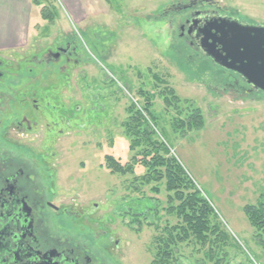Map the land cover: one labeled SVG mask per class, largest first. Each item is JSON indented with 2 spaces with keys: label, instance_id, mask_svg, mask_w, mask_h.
Listing matches in <instances>:
<instances>
[{
  "label": "rangeland",
  "instance_id": "1",
  "mask_svg": "<svg viewBox=\"0 0 264 264\" xmlns=\"http://www.w3.org/2000/svg\"><path fill=\"white\" fill-rule=\"evenodd\" d=\"M13 2L25 9L23 43L43 41L35 38L36 27L45 26V41L66 32L82 39L79 65L69 69L68 99L70 107L84 110L75 115L80 117L76 122L70 120V128H84L71 130L65 167H60L69 176L70 190L51 195L54 205L79 215L66 222L84 226L86 235H111L117 243L111 247V264L153 263L154 238L165 236L176 221L164 211V185L156 193L151 190L156 184L134 180L144 173L140 165L124 176L105 167V157L121 165L130 162L133 153L122 125L130 104L137 109L144 105V93L150 98L154 130L210 201L229 236L219 262L264 264L243 214V207L264 193V94L240 91L245 88L240 80L235 87L229 71L179 37L184 17L196 11L264 27V0H42L38 7L31 0ZM166 88L179 103L165 106ZM189 109L200 111L203 127L174 133L171 125L178 113ZM172 252L167 264H214L191 243H178Z\"/></svg>",
  "mask_w": 264,
  "mask_h": 264
},
{
  "label": "flooded vegetation",
  "instance_id": "2",
  "mask_svg": "<svg viewBox=\"0 0 264 264\" xmlns=\"http://www.w3.org/2000/svg\"><path fill=\"white\" fill-rule=\"evenodd\" d=\"M219 17L196 11L184 17L179 37L205 56L201 32ZM36 29L41 42L0 43V264H111L114 238L106 231L86 235L84 226L66 222L79 215L51 202V195L70 190L60 167L71 130L84 128H70L84 110L68 99L69 69L79 65L82 39L66 32L45 41L49 27ZM229 75L235 87L238 80L245 85L240 91L256 92Z\"/></svg>",
  "mask_w": 264,
  "mask_h": 264
},
{
  "label": "trees",
  "instance_id": "3",
  "mask_svg": "<svg viewBox=\"0 0 264 264\" xmlns=\"http://www.w3.org/2000/svg\"><path fill=\"white\" fill-rule=\"evenodd\" d=\"M41 1L31 0V4L38 7ZM42 18L47 19L43 13ZM154 78L161 82L159 78ZM143 95L144 105L137 109L130 104L129 117L122 125L130 140L129 151L133 153L130 162L121 165L111 157H105V167L113 174L124 176L134 174V168L140 165L144 173L134 180H140L143 185L156 184L151 189L156 193L159 192L158 185H164V211L166 216L176 221L168 231H164L165 236L154 238L156 254L152 264H167L173 255V247L178 243H191L199 250H205V258L212 259L214 264H221L219 258L229 236L221 228L210 201L202 195L180 162L171 155L166 142L154 130L150 98ZM165 95V106L180 102L170 89L166 88ZM181 114L178 113V118L171 125L174 133L198 131L203 127L204 121L198 109H189L185 115ZM243 214L254 230L256 244L264 253V193L255 204L245 205ZM137 216L133 217L134 221Z\"/></svg>",
  "mask_w": 264,
  "mask_h": 264
},
{
  "label": "water",
  "instance_id": "4",
  "mask_svg": "<svg viewBox=\"0 0 264 264\" xmlns=\"http://www.w3.org/2000/svg\"><path fill=\"white\" fill-rule=\"evenodd\" d=\"M200 48L216 66L264 94V27L216 18L204 27Z\"/></svg>",
  "mask_w": 264,
  "mask_h": 264
},
{
  "label": "crops",
  "instance_id": "5",
  "mask_svg": "<svg viewBox=\"0 0 264 264\" xmlns=\"http://www.w3.org/2000/svg\"><path fill=\"white\" fill-rule=\"evenodd\" d=\"M11 2L13 0H0V43H23L28 33L27 27L22 29V26H27L26 23L22 25L25 9L22 3Z\"/></svg>",
  "mask_w": 264,
  "mask_h": 264
}]
</instances>
